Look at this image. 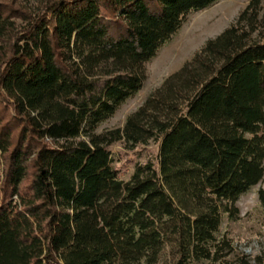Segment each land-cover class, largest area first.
Here are the masks:
<instances>
[{
	"label": "trees",
	"instance_id": "obj_1",
	"mask_svg": "<svg viewBox=\"0 0 264 264\" xmlns=\"http://www.w3.org/2000/svg\"><path fill=\"white\" fill-rule=\"evenodd\" d=\"M214 1L0 0V264H226L222 216L264 179L262 0L121 128L96 132L184 17ZM150 140L154 159L121 179L110 145Z\"/></svg>",
	"mask_w": 264,
	"mask_h": 264
},
{
	"label": "rangeland",
	"instance_id": "obj_2",
	"mask_svg": "<svg viewBox=\"0 0 264 264\" xmlns=\"http://www.w3.org/2000/svg\"><path fill=\"white\" fill-rule=\"evenodd\" d=\"M20 1L30 10H37L39 0ZM246 2L247 0H215L201 10L189 12L170 39L157 50L154 57L144 63L145 78L141 88L126 98L112 116L102 121L96 132L121 128L126 116L141 105L165 77L190 60L207 39L228 27ZM16 24L23 23L17 21ZM109 148L113 166L118 170L120 178L126 180L135 163L144 162L148 157L154 159L158 144L150 140L144 145L126 147L123 142H115ZM260 188H264V179L239 196L236 201L239 212L236 218L230 219L225 214L222 216L219 233L227 231L235 246L234 251L226 257V264H239L238 259L242 256L252 264L256 255L264 254V207L257 193ZM198 264L218 263L202 261Z\"/></svg>",
	"mask_w": 264,
	"mask_h": 264
}]
</instances>
